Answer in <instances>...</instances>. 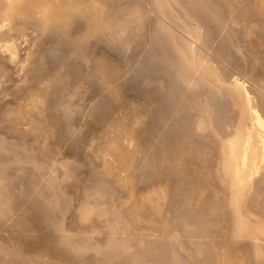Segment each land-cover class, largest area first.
<instances>
[{
	"label": "rangeland",
	"instance_id": "374dc122",
	"mask_svg": "<svg viewBox=\"0 0 264 264\" xmlns=\"http://www.w3.org/2000/svg\"><path fill=\"white\" fill-rule=\"evenodd\" d=\"M261 154L264 0H0V264H264Z\"/></svg>",
	"mask_w": 264,
	"mask_h": 264
},
{
	"label": "bare ground",
	"instance_id": "6f19581e",
	"mask_svg": "<svg viewBox=\"0 0 264 264\" xmlns=\"http://www.w3.org/2000/svg\"><path fill=\"white\" fill-rule=\"evenodd\" d=\"M233 82H234V84H235L236 87H240V88L242 89L244 97H245L246 99H248L249 95L247 94V92H246L245 90H243V86H242V84L239 83L237 80H234ZM238 89H239V88H238ZM251 113H252V116H253V120H254L255 125L262 126V124H261V120H260V118H259L258 113L255 112L254 110H252ZM237 143H238V142H237ZM237 143H236V144L233 143V144L231 145V147H230L231 156H234V155H235V152L237 153V148H238V146H239ZM249 150H250V149H249V147H248V142H245V143H244V146H243V149H242L241 152H240V158H241L242 163H245V161H246L248 158H251V160L255 158V154H254L253 152L250 154ZM262 153H263V152H262ZM259 157H260L259 161L261 160V161L263 162V161H264V155L261 154V156H259ZM261 161H260V162H261Z\"/></svg>",
	"mask_w": 264,
	"mask_h": 264
}]
</instances>
